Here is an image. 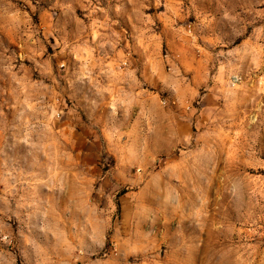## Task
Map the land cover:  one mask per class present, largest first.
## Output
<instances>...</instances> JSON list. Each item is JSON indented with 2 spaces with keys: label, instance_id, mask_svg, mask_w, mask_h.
<instances>
[{
  "label": "rangeland",
  "instance_id": "rangeland-1",
  "mask_svg": "<svg viewBox=\"0 0 264 264\" xmlns=\"http://www.w3.org/2000/svg\"><path fill=\"white\" fill-rule=\"evenodd\" d=\"M0 264H264V0H0Z\"/></svg>",
  "mask_w": 264,
  "mask_h": 264
},
{
  "label": "crops",
  "instance_id": "crops-1",
  "mask_svg": "<svg viewBox=\"0 0 264 264\" xmlns=\"http://www.w3.org/2000/svg\"><path fill=\"white\" fill-rule=\"evenodd\" d=\"M97 68L98 69H100V71H98V73H99V76H100V73L101 72H103V70L102 69H104L105 67H104V64L103 63H100V62H98L97 63ZM95 83H96V85H97V88H100L101 90H102V87L101 86H103L104 85V82H103V79H102V77L100 76V80H98V79H96V81H95ZM110 85H117V83H109ZM106 85V84H105ZM114 86V87H115ZM129 86L131 87V89H133L131 92H129L128 93V91H129V89L130 88H127V91H125V93L126 94H130V96H136L138 99L141 97H143V96H145L146 95V90L144 89V87H140L136 82L135 83H129ZM117 88V87H116Z\"/></svg>",
  "mask_w": 264,
  "mask_h": 264
},
{
  "label": "built area",
  "instance_id": "built-area-1",
  "mask_svg": "<svg viewBox=\"0 0 264 264\" xmlns=\"http://www.w3.org/2000/svg\"><path fill=\"white\" fill-rule=\"evenodd\" d=\"M190 32H191V31H190V29H189V30H188V33L190 34ZM124 64H125V63H124ZM124 64H123V65H124Z\"/></svg>",
  "mask_w": 264,
  "mask_h": 264
}]
</instances>
